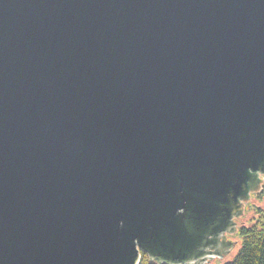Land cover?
<instances>
[{
  "label": "water",
  "instance_id": "1",
  "mask_svg": "<svg viewBox=\"0 0 264 264\" xmlns=\"http://www.w3.org/2000/svg\"><path fill=\"white\" fill-rule=\"evenodd\" d=\"M264 0H0V264H211L264 183Z\"/></svg>",
  "mask_w": 264,
  "mask_h": 264
},
{
  "label": "trees",
  "instance_id": "2",
  "mask_svg": "<svg viewBox=\"0 0 264 264\" xmlns=\"http://www.w3.org/2000/svg\"><path fill=\"white\" fill-rule=\"evenodd\" d=\"M259 198L264 199V192H260ZM244 216L245 214L239 220ZM238 232L241 238L239 250L231 261H224L222 264H264V210L257 211L256 220L251 224L239 225ZM139 264L156 263L150 262L148 255L142 252Z\"/></svg>",
  "mask_w": 264,
  "mask_h": 264
},
{
  "label": "rangeland",
  "instance_id": "3",
  "mask_svg": "<svg viewBox=\"0 0 264 264\" xmlns=\"http://www.w3.org/2000/svg\"><path fill=\"white\" fill-rule=\"evenodd\" d=\"M260 192H264V183ZM260 192L255 193L251 196L250 201L245 206V213H244L245 216L243 219L239 220L238 223L239 225H241L242 223H244V225L251 224L254 220H256L257 211L264 210V199L259 198ZM232 239L238 241V246L233 250V252L230 255L226 257L224 261H231L234 258L235 254L237 253V251L239 250L240 247L239 243H241L239 232L233 235ZM224 261L216 260L212 263L222 264Z\"/></svg>",
  "mask_w": 264,
  "mask_h": 264
},
{
  "label": "flooded vegetation",
  "instance_id": "4",
  "mask_svg": "<svg viewBox=\"0 0 264 264\" xmlns=\"http://www.w3.org/2000/svg\"><path fill=\"white\" fill-rule=\"evenodd\" d=\"M233 237V236H232Z\"/></svg>",
  "mask_w": 264,
  "mask_h": 264
}]
</instances>
